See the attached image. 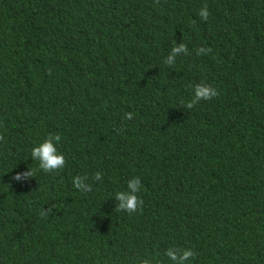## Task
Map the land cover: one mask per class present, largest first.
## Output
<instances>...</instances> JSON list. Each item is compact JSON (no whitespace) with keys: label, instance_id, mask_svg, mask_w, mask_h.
<instances>
[{"label":"trees","instance_id":"obj_1","mask_svg":"<svg viewBox=\"0 0 264 264\" xmlns=\"http://www.w3.org/2000/svg\"><path fill=\"white\" fill-rule=\"evenodd\" d=\"M49 134L58 173L31 157ZM0 135V264H264V0H0Z\"/></svg>","mask_w":264,"mask_h":264},{"label":"clouds","instance_id":"obj_2","mask_svg":"<svg viewBox=\"0 0 264 264\" xmlns=\"http://www.w3.org/2000/svg\"><path fill=\"white\" fill-rule=\"evenodd\" d=\"M159 2V0H157ZM198 16L202 21H207L210 16V12L205 5L202 7ZM195 23V22H193ZM211 52V49L200 48L197 50V55H207ZM188 48L183 42L179 45L174 43L171 52L165 58L164 63L169 67L175 65L176 59L180 55H187ZM218 95L216 89L210 85L197 84L194 89V95L192 99L186 104L188 109L194 108L201 101H210ZM183 104V101L181 102ZM126 118L131 120L133 118L132 113H127ZM3 135H0V141H3ZM61 136L59 134H49L46 140L39 146H36L31 151V157L33 160L38 162V167L45 173H58L59 170L66 166L65 156L58 152L57 144L60 142ZM35 170L28 169L25 172L17 173L12 179L16 182L24 180H30L34 178ZM103 176L100 172L95 174V180L100 181ZM87 176H77L73 178L74 187L81 192H91L92 187L87 183ZM142 184L139 177L130 179L127 182V191H120L116 193L115 200L117 205L115 208L116 212H127L128 214H134L138 211H142L144 201L139 197L138 193L141 191ZM54 206L46 210L41 211V216L51 213ZM165 255L173 262V264H187L188 261L196 257L197 253L192 249H180V248H169L166 250ZM140 264H151L147 259L142 260Z\"/></svg>","mask_w":264,"mask_h":264}]
</instances>
